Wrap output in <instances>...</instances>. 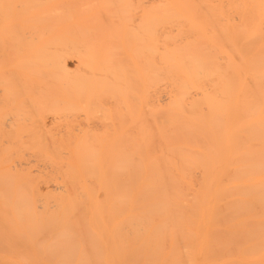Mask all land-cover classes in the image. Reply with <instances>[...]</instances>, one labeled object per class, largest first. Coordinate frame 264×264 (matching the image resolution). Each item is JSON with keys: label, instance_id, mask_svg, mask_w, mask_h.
I'll return each instance as SVG.
<instances>
[{"label": "bare ground", "instance_id": "bare-ground-1", "mask_svg": "<svg viewBox=\"0 0 264 264\" xmlns=\"http://www.w3.org/2000/svg\"><path fill=\"white\" fill-rule=\"evenodd\" d=\"M0 247L264 264V0H0Z\"/></svg>", "mask_w": 264, "mask_h": 264}, {"label": "rangeland", "instance_id": "rangeland-1", "mask_svg": "<svg viewBox=\"0 0 264 264\" xmlns=\"http://www.w3.org/2000/svg\"><path fill=\"white\" fill-rule=\"evenodd\" d=\"M69 63H70V67H74V64H75V60L74 59H71L70 61H69ZM1 248V247H0ZM1 253L0 254H2L3 255V253H4V248H1ZM7 251V249L5 250V252ZM11 252H10V254H12V256L14 257V255H15V257L18 255V253H16V252H13V250H10ZM3 252V253H2ZM8 252V251H7ZM6 254V253H5ZM10 254L8 255V256H10ZM2 255H0V256H2ZM5 256H7V254L5 255ZM11 257V256H10Z\"/></svg>", "mask_w": 264, "mask_h": 264}]
</instances>
